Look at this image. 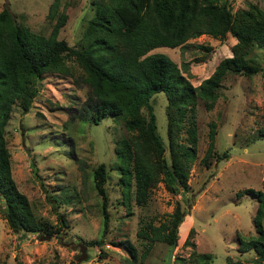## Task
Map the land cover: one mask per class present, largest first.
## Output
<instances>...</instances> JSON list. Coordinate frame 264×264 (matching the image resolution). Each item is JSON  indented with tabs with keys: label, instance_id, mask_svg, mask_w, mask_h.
<instances>
[{
	"label": "rangeland",
	"instance_id": "obj_1",
	"mask_svg": "<svg viewBox=\"0 0 264 264\" xmlns=\"http://www.w3.org/2000/svg\"><path fill=\"white\" fill-rule=\"evenodd\" d=\"M51 1L0 0V8L7 6L15 22L43 35L49 33L58 14L64 13L66 18L57 37L69 45H78L99 0H58L49 18ZM222 1L232 11L248 3L264 7V0ZM234 41L229 33L223 38L201 33L187 38L181 46L161 45L148 52L166 54L179 72L196 85L221 58L230 55ZM248 55L259 62L257 71L250 75L225 73L216 88L217 98L208 110L200 99L196 100V157L190 163L186 190L171 193L158 181L141 204L133 201L131 190L128 197L124 196L118 183L113 145L125 133L122 119L105 115L93 123L72 117L85 97L86 85L57 72L37 76V92L29 108L23 112L18 102L12 105L4 138L11 177L45 231L21 233L11 229L0 214V264H68L70 260L76 264H129L123 242L128 241L139 255L146 241L138 231L147 223L167 219L175 201L182 207L187 201L189 206L177 226L170 264H190L185 261L194 259L196 251L209 253V264H264V255L253 248L239 250L235 238L257 234L252 224L256 198L241 189L260 188L264 177V136L259 132L264 127V46H253ZM67 63L76 76L81 73L72 60ZM150 102L156 129L165 143V94L153 93ZM210 120L214 121L215 133L211 155L204 163L199 159L207 144ZM223 149L227 156L216 160L214 154ZM100 162L105 167L101 186L108 214L107 230L102 235L100 195L92 178ZM46 194L55 199L49 201ZM190 226L193 232L188 240L193 245L183 242ZM98 236L103 239L101 247L88 243ZM169 247L170 244L155 242L146 257L135 264H163Z\"/></svg>",
	"mask_w": 264,
	"mask_h": 264
},
{
	"label": "trees",
	"instance_id": "obj_2",
	"mask_svg": "<svg viewBox=\"0 0 264 264\" xmlns=\"http://www.w3.org/2000/svg\"><path fill=\"white\" fill-rule=\"evenodd\" d=\"M57 2H50L47 17L53 16ZM92 10L78 45L73 46L57 37L66 18L64 13L58 14L49 33L43 35L15 22L7 6L0 8V199L3 201L0 214L11 229L21 233L40 234L45 228L37 222L28 199L11 177L4 125L15 102L23 112L29 108L37 92V76L57 72L86 85L85 97L77 105L80 107L75 108L79 113L72 117L93 123L105 115L122 119L125 133L113 145L118 183L124 196L128 197L131 190L133 201L141 204L158 181L171 193L186 190L190 163L196 157V100L200 99L208 110L217 98L216 88L225 73L250 75L260 68L259 62L248 55L253 46H264V7L256 3L232 11L222 0H99ZM201 33L220 38L229 33L235 41L230 46V55L221 58L196 85L179 72L166 54L148 52L161 45L181 46L187 38ZM68 59L81 70L79 75L73 73ZM157 91L165 94V143L156 129L150 102ZM262 107L264 121V98ZM214 127V121L210 120L207 144L199 159L204 163L212 152ZM259 132L264 136V127ZM226 156L225 149L214 154L216 160ZM92 178L100 195L102 235L108 225L106 195L101 186L105 178L102 162L94 167ZM260 183L257 189H241L242 193L256 198L252 224L257 234L235 238L239 250L253 248L261 256L264 255V177ZM46 195L49 201L55 199ZM188 203L182 207L175 201L167 219L157 224L147 223L138 231V236L146 241L139 255L128 241L123 242L129 264L142 261L155 242L171 245L176 240L177 226L183 222ZM192 232L190 226L183 240L187 245H193L188 240ZM102 241L98 236L88 243L100 246ZM196 253L194 259L189 257L190 261L185 262L209 264V253ZM68 264L76 263L70 260Z\"/></svg>",
	"mask_w": 264,
	"mask_h": 264
},
{
	"label": "water",
	"instance_id": "obj_3",
	"mask_svg": "<svg viewBox=\"0 0 264 264\" xmlns=\"http://www.w3.org/2000/svg\"><path fill=\"white\" fill-rule=\"evenodd\" d=\"M174 245H175V240L172 241L170 247L168 248V250L166 252V256H165V261L163 264H170V257H171Z\"/></svg>",
	"mask_w": 264,
	"mask_h": 264
}]
</instances>
